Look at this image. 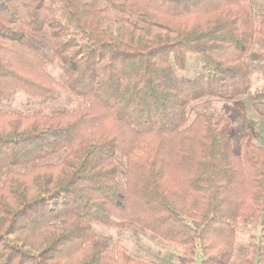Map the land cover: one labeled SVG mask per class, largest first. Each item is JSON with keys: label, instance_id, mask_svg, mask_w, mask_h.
Instances as JSON below:
<instances>
[{"label": "trees", "instance_id": "1", "mask_svg": "<svg viewBox=\"0 0 264 264\" xmlns=\"http://www.w3.org/2000/svg\"><path fill=\"white\" fill-rule=\"evenodd\" d=\"M239 99L264 127V0H0V264H159L95 224L264 264V144L202 107Z\"/></svg>", "mask_w": 264, "mask_h": 264}, {"label": "rangeland", "instance_id": "2", "mask_svg": "<svg viewBox=\"0 0 264 264\" xmlns=\"http://www.w3.org/2000/svg\"><path fill=\"white\" fill-rule=\"evenodd\" d=\"M258 4V0H256ZM191 69L197 67L195 63H190ZM49 71L60 78V70L56 67L50 66ZM259 73L255 74L256 85L261 84ZM82 99L72 98L69 94L61 90L59 97L52 102H44L38 98L31 97L23 91L15 94V97L9 102H4L3 106L22 111H33L35 109L50 110L55 107H77L82 105ZM202 107L210 108L212 110L224 111L235 119V126L233 127V134L237 143L245 135L248 128H253L256 132L257 139L264 144V127L261 116L253 109L251 103L247 99H239L232 102H225L220 100H212L209 104ZM95 230L99 233L111 236L117 245L126 247L131 253H136L142 257L157 261L159 264H179V256L181 251L179 248L164 245L154 242L149 236L141 230H119L117 228H107L94 225ZM253 227L241 226L239 230V241L244 243L248 240L250 234L254 232ZM139 234V235H138ZM203 257L201 252H198L195 257L194 264H201Z\"/></svg>", "mask_w": 264, "mask_h": 264}]
</instances>
